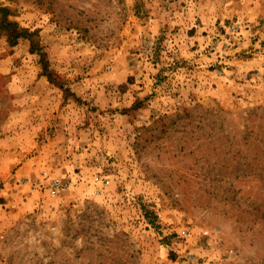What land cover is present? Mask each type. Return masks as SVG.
<instances>
[{"label": "rangeland", "instance_id": "obj_1", "mask_svg": "<svg viewBox=\"0 0 264 264\" xmlns=\"http://www.w3.org/2000/svg\"><path fill=\"white\" fill-rule=\"evenodd\" d=\"M187 253L264 264V0H0V264Z\"/></svg>", "mask_w": 264, "mask_h": 264}, {"label": "built area", "instance_id": "obj_2", "mask_svg": "<svg viewBox=\"0 0 264 264\" xmlns=\"http://www.w3.org/2000/svg\"><path fill=\"white\" fill-rule=\"evenodd\" d=\"M46 177L39 178L37 181L34 182V188H38L39 186H45L47 189L51 190H66L70 187V182L67 181H62L58 178H51L47 180L46 182L43 181L45 180ZM109 181L107 180V183ZM181 238H186L188 236V231L187 229H182L181 232L179 233ZM173 264H207V262H201L199 258L193 254V253H187L184 255H180L177 257V259L174 261Z\"/></svg>", "mask_w": 264, "mask_h": 264}]
</instances>
